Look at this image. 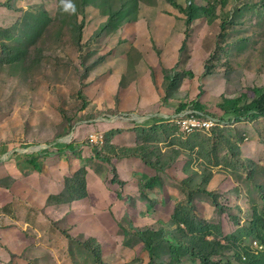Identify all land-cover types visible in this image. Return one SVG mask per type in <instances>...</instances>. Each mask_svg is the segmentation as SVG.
Returning a JSON list of instances; mask_svg holds the SVG:
<instances>
[{
	"label": "rangeland",
	"instance_id": "obj_1",
	"mask_svg": "<svg viewBox=\"0 0 264 264\" xmlns=\"http://www.w3.org/2000/svg\"><path fill=\"white\" fill-rule=\"evenodd\" d=\"M174 1L194 9L191 24L168 0H0V264H203L193 238L217 241L214 262L264 264V117L220 122L218 108L264 87V0ZM162 14L189 38L169 76L124 33ZM141 44L159 57L153 38ZM134 84L160 102L125 97L121 108ZM191 119L215 123L183 125ZM150 172L158 181L145 189Z\"/></svg>",
	"mask_w": 264,
	"mask_h": 264
},
{
	"label": "trees",
	"instance_id": "obj_2",
	"mask_svg": "<svg viewBox=\"0 0 264 264\" xmlns=\"http://www.w3.org/2000/svg\"><path fill=\"white\" fill-rule=\"evenodd\" d=\"M169 4L171 5V7L173 9L178 10L179 12H182L184 15H188L187 13H189L188 17H187V24H191L193 22V17L192 14H194V9L191 7H187V9L182 10L181 7L178 5V3H176V1L174 0H168ZM136 3H138V0H135ZM127 4H124L123 7L121 8L120 12L124 11L126 8ZM143 20H145L143 17L141 18ZM141 19H136L130 22H127L126 24H130L132 22H137ZM147 23H149L147 20H145ZM188 35L184 34V40L182 42L181 45V49L179 50V53H182V48L188 43ZM164 73H166V75H171L173 74V70L171 71H166L163 70ZM186 77L188 78H192V74L190 72L186 73ZM168 75V76H169ZM183 77V78H186ZM163 80H166V76L163 77ZM200 94L197 95V99L199 98ZM187 108V104H181L178 108H177V112L179 113L180 111H183ZM218 108L219 110L223 113L222 118H220V122H235V123H240L243 121H255L256 119L260 118V117H264V87L263 88H255L253 90V97L251 99H248L247 96L245 94H241L237 97H226V96H222L221 97V101L218 104ZM193 109L198 111V112H204V107L199 103V102H194L193 103ZM113 147V146H112ZM67 149L73 150V146H66ZM124 152L127 151H131L128 149L123 150ZM52 154L51 153H47L45 156L46 157H50ZM95 157L96 158H100V154L99 152H97L95 150ZM107 162L110 163V160L107 158ZM143 163L145 165H147L148 167H151L152 169H154L156 172H159V168L147 161L143 160ZM28 164H30L31 166L34 167V169L37 172H41L42 171V167L38 161L37 156H32L30 158V160L28 161ZM85 174V172H83ZM116 174V173H115ZM84 180V177H83ZM155 181H158V179L156 178V175L153 177H150L146 180L145 184H144V188L145 189H150L152 187V184L155 183ZM112 183H121V181L118 178H114L111 181ZM87 196V186H86V181L84 180V185L83 188H81V194L77 199H83ZM76 199V200H77ZM75 200V199H74ZM173 222L175 223L174 219L171 220V223H169V225H173ZM168 223V222H166ZM155 225H157L159 227V229H164L165 227V223L163 221H158ZM154 226V225H153ZM153 226H149L145 229H139V234H140V238H141V242L143 243L144 247H146V249L148 251L151 250L152 248V242L154 241L153 236L157 233L154 232L155 230H153L155 227ZM179 229L180 231L183 232V230L181 229L180 225H179ZM190 233H194V231L189 228L188 230ZM162 232V231H160ZM184 233V232H183ZM149 234V235H146ZM200 239L199 238H193L191 240V244L189 246H187L189 253L192 255V257L194 258H199L203 264H224L221 261L218 262H214L211 259L208 258L207 255V248H210L213 251V254H215L216 248L215 245H218L216 242V240H211V241H207V240H201L200 242H198ZM172 243V242H171ZM171 248L174 249V251H177L176 246L171 244Z\"/></svg>",
	"mask_w": 264,
	"mask_h": 264
},
{
	"label": "crops",
	"instance_id": "obj_3",
	"mask_svg": "<svg viewBox=\"0 0 264 264\" xmlns=\"http://www.w3.org/2000/svg\"><path fill=\"white\" fill-rule=\"evenodd\" d=\"M170 23L172 25L168 26V24ZM161 25H165V26H161ZM175 25H176V20L170 15H163V14L159 15L152 23H147L145 20L141 19L137 22H133L124 26L125 39L128 38L127 35L131 32V37L134 40L135 47L137 48L138 52L141 54V57L146 61V63L151 67L152 70H155V68L159 69L161 64L163 66V69L170 71L174 69L175 65L179 63L181 65L180 59L182 53H179V50L181 49V45L184 40V34H181L179 32L177 33ZM146 37L153 38V40L155 41V44L157 45V50L159 52V57H157V55L152 51L151 46L148 47L150 49H147L146 46L141 44V40L145 41ZM146 50L149 51L150 53H148ZM204 56L206 55L203 54V56H201V59ZM193 57L194 55H191V58ZM186 59L187 57H185L184 62H182V64L183 67L185 68L184 70L190 72V62L189 61L186 62ZM161 80H163L162 76H161ZM120 94L123 102L121 108L124 105L125 97H130L132 99L133 102L132 108H141V109L147 108L152 104L159 103L162 97V94L157 90L151 93H147L146 95H141L138 86L136 84L128 88L121 89ZM153 176H155V172H150L149 178ZM145 192H146L145 195H147V193H150V190H146ZM127 194L133 196L132 192H127ZM148 197L150 198L151 196L148 195ZM140 200L142 203L147 202V200L144 198ZM147 204H148L146 207L147 215L153 217L154 214L153 212L155 211L154 210L155 208H151V203L147 202ZM158 221H163V219L156 218V220L154 221L155 224ZM138 226H143V224Z\"/></svg>",
	"mask_w": 264,
	"mask_h": 264
},
{
	"label": "built area",
	"instance_id": "obj_4",
	"mask_svg": "<svg viewBox=\"0 0 264 264\" xmlns=\"http://www.w3.org/2000/svg\"><path fill=\"white\" fill-rule=\"evenodd\" d=\"M192 114H195V113L192 112ZM182 123H183V125L188 124V126L191 127V128H194V127H199V128L209 127L210 128L211 126H214L215 121L214 120H208V121H202L201 122V121H199L197 119H191V120H188V121L185 120ZM255 247L257 249H263V246L262 245H258L257 242H255Z\"/></svg>",
	"mask_w": 264,
	"mask_h": 264
}]
</instances>
